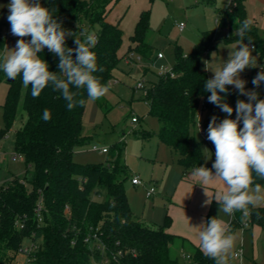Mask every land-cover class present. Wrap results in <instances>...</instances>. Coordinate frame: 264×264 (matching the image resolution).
<instances>
[{"label":"trees","instance_id":"trees-1","mask_svg":"<svg viewBox=\"0 0 264 264\" xmlns=\"http://www.w3.org/2000/svg\"><path fill=\"white\" fill-rule=\"evenodd\" d=\"M114 2L46 0L42 3L40 0L63 28L73 33L74 36L66 39L67 47H77L74 37L83 39L79 36L83 29L95 34L98 42L92 51L97 57L98 71L94 75L107 85L114 80V72L122 60L126 64L134 62L129 54L145 60H149L152 54V47L145 42L149 10H144L128 38L126 52L119 55L123 32L118 23L106 20ZM231 14L239 27L240 22L246 19L244 0H234ZM5 25L6 22L0 18V53L5 44L2 36ZM248 36L264 57V38H258L253 24L246 34ZM209 38L206 35L201 39L188 55H182L176 47L170 69L172 76L167 73L158 75L156 81L146 86L144 95L148 113L158 123V143L175 154L184 173L203 166L202 143L213 145L207 139L208 124L204 126L206 140L198 142L193 138L197 112L201 107H215L207 100L210 93L204 91L205 81L213 76L200 66L201 57L213 47ZM39 55L48 61L50 71H59L58 57L47 48ZM2 80L3 72L0 71V82ZM8 85L2 104L0 138L12 130L18 118L25 117L14 132L13 147L14 153L24 161L25 173H31L28 177H12L0 186V264H10L23 242L30 238L39 244L32 264L98 263L102 255L94 247L96 242L91 238L94 234L106 248V256L121 251L116 261L110 259L108 264H179L169 256V246L174 240V236L166 231L169 217L165 216L162 225L152 227L132 214L124 186L129 176L126 166L120 161L121 147L118 144L113 145L104 162L79 164L73 160L74 149L88 142V138L82 135V115L88 100L86 90L81 89L77 97L84 99L85 103L77 104L69 111L60 93L53 91L51 86L33 98L31 86L25 88L21 77ZM226 97L238 100L230 86ZM45 109L49 110L48 121L43 119ZM235 116L236 113L232 119ZM136 120L138 123L139 118ZM145 137H149L148 134ZM255 182L264 185V180L259 178ZM93 196L100 200L92 199ZM39 200L42 204L40 224L35 217ZM66 207L68 215L64 213ZM234 215L238 221L242 218L239 211ZM249 220L251 224L263 223L264 208H250ZM18 222H22V229L17 228ZM89 236V242H84ZM191 260L194 264H214L199 250L194 252Z\"/></svg>","mask_w":264,"mask_h":264},{"label":"clouds","instance_id":"clouds-1","mask_svg":"<svg viewBox=\"0 0 264 264\" xmlns=\"http://www.w3.org/2000/svg\"><path fill=\"white\" fill-rule=\"evenodd\" d=\"M7 7L11 34L19 37L15 48H7L0 55V71L9 80L21 77L25 88L31 86L33 98L51 86L53 91L60 93L69 111L77 104L85 103L84 99H77L81 89L86 90L88 100L92 102L109 92V85L102 84L94 75L98 67L92 48L98 41L93 32L81 30L79 36L83 39L74 37L77 47L70 48L66 46V39L74 36L73 33L64 29L40 0H10ZM251 26L250 19L240 22L235 32L239 37L238 46L230 51L221 66L210 69L209 62L205 61V71L214 73L204 84V91L210 93L207 100L227 116L218 122L217 116L213 115L208 124L207 139L215 147L211 169L199 166L190 174L195 185L204 188L206 196V188L222 184L213 199L219 204V213L234 216L239 211L243 213L242 220L249 216L250 207L264 204V187L255 182L257 178L264 180V99H260L254 89H246L247 81L241 79L245 69L257 67V56L253 55L255 44L250 36L246 37ZM45 48L58 57L59 71H50L48 61L39 55ZM262 83L264 68L252 80L255 88ZM229 86H234L238 95L247 97V101L238 99L235 109L225 100ZM234 111L236 116L232 119ZM43 119H50L48 109L44 110ZM198 127L201 131L200 117ZM211 202L208 199L205 205ZM195 228L198 229V246L203 255L212 259L214 264H228L236 244L230 226L218 215Z\"/></svg>","mask_w":264,"mask_h":264},{"label":"rangeland","instance_id":"rangeland-1","mask_svg":"<svg viewBox=\"0 0 264 264\" xmlns=\"http://www.w3.org/2000/svg\"><path fill=\"white\" fill-rule=\"evenodd\" d=\"M45 1L42 0V3ZM118 1L120 3L118 6L121 5L118 11L121 13V21L118 25L123 32V42L118 51L119 55L122 56L126 52L128 38L137 21L136 14L143 10H149V30L145 36V42L152 47V54L149 60L134 59L131 64H126L122 60L119 63V69L114 72V80L108 84L109 92L95 102L87 100L82 115V135L88 138V142L84 146L74 149L73 160L79 164L104 162L109 157L113 145L118 144L121 147L120 161L126 166L129 176L124 183L126 191L131 188L130 176L133 174L139 175L142 180V186L148 187L151 185L156 190L155 184L148 182L151 175H156L162 169V165L155 163L156 148H158L156 138L158 123L154 117L149 115L148 102L142 91L135 88V84L138 81H142L145 86H148L156 81L159 73L165 68L171 69L176 47L180 49L182 55H188L193 46L198 45L206 35L210 37L209 43L213 44V47L201 57L200 66L204 71L205 61L209 62L210 69L221 66L228 59L230 51L238 46L239 38L235 34L238 25L230 12L228 13L227 22L231 26H221V16L214 13L212 6H209L208 2H205L206 0H195V2L193 0ZM9 3L10 0H0V18L6 22L2 31L5 44L0 55H3L7 48H15L19 39V37L11 34V25L7 19L9 15L7 5ZM117 9H115V13ZM250 17H252L251 14ZM216 18L219 24L215 23ZM180 23L183 24L181 32L178 31ZM223 28L227 30H223ZM226 38L232 39L227 40ZM258 38H264L263 29L258 31ZM24 39L28 40V37ZM157 53H161L163 58L157 59ZM253 55L257 56V67L245 69L241 73V79L247 81L246 89H254L259 93L260 99H264V83L259 88H255L252 84L253 78L261 71L259 69L264 68V57L261 56L257 48ZM205 72L209 76L214 75L211 71ZM7 79L3 73V80L0 82V129L3 128L2 104L9 87ZM230 87L238 99L247 101L246 96L238 95L234 86ZM225 100L235 109V100L230 97H225ZM234 113L235 111L230 118L233 117ZM132 114L139 118L138 123H131ZM213 115L217 116L218 122L227 116L226 113L216 106L212 109L200 108V124L203 128L209 124ZM24 119V116L23 119L18 118L12 126L13 131L11 130L6 139L0 141V150L4 153L0 156V186L4 181L12 177L22 178L25 175L28 177L31 173V171L27 174L25 173L24 161L20 156L16 155L13 158L14 132L20 128ZM146 134L149 137L144 138ZM193 138L195 141H201L196 128L193 130ZM92 145L106 148L108 153L94 152L91 150ZM212 149L213 151L211 152L210 145L206 143L201 145L203 161L206 165L213 163L212 153H215L214 145ZM166 157H170V154H166ZM210 157L211 159H209ZM139 187L138 189L140 190L141 188ZM156 194L157 191L150 198H145V201L152 200ZM92 199L100 200L94 196ZM169 256L180 264L188 261V259L186 260L185 251H182L176 242L169 246Z\"/></svg>","mask_w":264,"mask_h":264},{"label":"crops","instance_id":"crops-1","mask_svg":"<svg viewBox=\"0 0 264 264\" xmlns=\"http://www.w3.org/2000/svg\"><path fill=\"white\" fill-rule=\"evenodd\" d=\"M193 1L195 2V0ZM219 1H221L220 5ZM205 2L212 6L211 8L216 15L221 16V26H231L227 21L228 13L232 11L234 6V0H206ZM118 4L120 3L116 0L106 16V20L108 19L110 23L115 24V22L120 23L121 21V13L118 12L121 5L118 6ZM116 8L118 9L115 13ZM244 10L246 19L252 21L258 35L259 30H264V0H244ZM141 12L136 14L137 19ZM250 14L252 17H250ZM226 28H223V30H227ZM157 146L155 163L162 165V169L156 175H151L148 182L155 184L157 194L152 200L145 201L146 187L130 184L131 188H128L127 191L125 189V194L132 214L145 225L152 227L162 225L165 216L169 217L170 224L166 231L174 236L172 243L176 242L177 246L185 251V255L189 257L188 261L181 262L182 264H194L191 257L196 250L200 251L197 240L198 229L195 227L219 215V218L230 226L236 237V244L232 255L229 257L228 264H264V222L250 224L248 227L241 229V223L249 220V216L247 219L242 220L241 218L238 221L235 215L228 216L223 212L219 213V204L213 200L215 191L217 188H222V184L218 183L215 188H206L208 194L206 196L204 188L195 185L196 181L190 176L191 171L184 173L183 169L177 164L175 154L158 141ZM212 148L213 145L210 146L211 152L213 151ZM166 154H170V157H166ZM214 161L215 157L212 155V162ZM203 166L211 169L212 164H203ZM134 175L136 174L131 175L130 178ZM136 176L139 177V175ZM138 187L141 189L139 190ZM208 199L210 202L213 201L205 205V201ZM255 208H264V204ZM137 213L139 214L137 215ZM238 250L241 251V257H233V253Z\"/></svg>","mask_w":264,"mask_h":264},{"label":"built area","instance_id":"built-area-1","mask_svg":"<svg viewBox=\"0 0 264 264\" xmlns=\"http://www.w3.org/2000/svg\"><path fill=\"white\" fill-rule=\"evenodd\" d=\"M215 23L216 24H219L218 20L216 19L215 20ZM183 30V24L180 23L178 25V31L181 32ZM130 57L136 59V60H139L138 57H135L134 55L132 54H129ZM156 58L157 59H162L163 56L161 53H157L156 54ZM261 70V69H259ZM170 74V76H172L171 74V71L170 69H167L165 68L161 73H159V75H163V74ZM135 88L136 89H139L142 91L143 95H146V86L144 85V83L142 81H138L136 84H135ZM199 116H200V110L199 112H197V115H196V121H195V128L197 129L198 131V134L200 136V138L202 140H206V133H205V130L204 128L202 127V125L200 124V128H201V131H199ZM131 123L135 124L137 123V120H136V117L133 115L130 119ZM13 131V130H12ZM11 132V130L6 133V135H3L0 139H6L8 137V134ZM91 150L94 151V152H99V153H102V154H106L108 151L106 148H99L98 146L96 145H92L91 146ZM4 153L3 151L0 150V156H2ZM215 157V153H212ZM16 154L14 153L13 154V158H15ZM130 184L133 185V186H142V182L140 180V178L136 175L132 176L130 178ZM156 190L153 186L149 185L148 187L145 188V198H150L151 196H153L155 194ZM41 212H42V204L40 202V200L38 201L36 207H35V217H36V220L37 222L40 224L42 222V215H41ZM64 213L66 215L69 214V210L68 208L66 207L65 208V211ZM242 213V212H241ZM242 216H243V213H242ZM250 220H247V221H244L241 223L240 225V228L241 229H244L246 227H248L250 225ZM16 226L18 229H22L23 228V224L22 222H18L16 223ZM89 237H87L84 242L88 243L89 242ZM91 238L93 240H95V244H94V247L100 252V254L102 255V259L100 262L98 263H94V264H108L110 259L113 260V261H116V256H120L121 255V251H116L114 252L113 254H109L108 256H106V248L104 247L103 244L99 243L98 242V238L96 237V235H92ZM38 247H39V244H38V241L36 239H28V240H25L23 242V244L20 246V248L17 250L16 254L14 255L13 257V260L10 264H32V261H33V257H34V253L38 250ZM233 257L235 258H240L241 257V251L238 250L236 251L235 253H233ZM186 259H189L188 256H186Z\"/></svg>","mask_w":264,"mask_h":264},{"label":"water","instance_id":"water-1","mask_svg":"<svg viewBox=\"0 0 264 264\" xmlns=\"http://www.w3.org/2000/svg\"><path fill=\"white\" fill-rule=\"evenodd\" d=\"M12 81H13V80H9V79H7V82H8V83H11Z\"/></svg>","mask_w":264,"mask_h":264}]
</instances>
